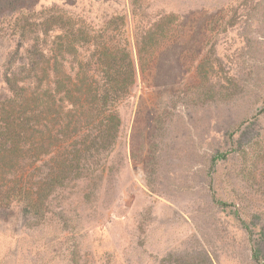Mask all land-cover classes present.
I'll return each mask as SVG.
<instances>
[{"label": "rangeland", "instance_id": "1", "mask_svg": "<svg viewBox=\"0 0 264 264\" xmlns=\"http://www.w3.org/2000/svg\"><path fill=\"white\" fill-rule=\"evenodd\" d=\"M14 1L34 7L0 10V264H264V0ZM62 11L92 30L81 65L104 40L133 64L98 155V122L3 83L10 57L64 42Z\"/></svg>", "mask_w": 264, "mask_h": 264}, {"label": "trees", "instance_id": "2", "mask_svg": "<svg viewBox=\"0 0 264 264\" xmlns=\"http://www.w3.org/2000/svg\"><path fill=\"white\" fill-rule=\"evenodd\" d=\"M14 2V0H0V10L13 5L7 11L10 15H15L32 11L34 7V4H20L22 2L13 4ZM62 12L63 15L58 20L57 28L64 36L55 38L56 40L65 38L64 42L60 44L56 41H52L50 44L45 42L37 49L32 45L30 48L24 49L25 56L17 63L10 57L3 72V83L12 95V99H15L27 96L28 91L31 90L29 83L34 80L38 84V88L45 89L44 93L48 98L46 108L47 104H51L52 101L60 100L65 104L61 110H65L66 114L78 109L79 116L84 119L87 126L98 122L94 129V136L89 141L91 146L86 147L87 150L98 155L99 152L107 149L118 131L120 120L114 105L128 93V88L132 84L133 64L125 44L113 46L104 40L100 44H95V53L88 59H93L92 62L87 60V63H83L85 66L81 65L82 59L78 48H83L90 43L88 35H91L92 30L89 29L90 31L87 32L78 30L71 12ZM44 25L43 34L47 36L50 26L47 21ZM65 48H73V54ZM113 48H119L116 55H114ZM67 55L73 56L74 65L80 66L78 68L76 66L66 67L65 64L68 61L65 58ZM109 63L114 65L112 70L106 66ZM38 64H42L43 74L46 77L43 82L36 79ZM123 75H127V80L119 81V77ZM128 79L130 80L128 81ZM60 94L62 97L59 96ZM13 123L18 124L15 121ZM3 127L0 126V134L1 132L5 134ZM8 149H4L3 152L7 153L11 150ZM216 157L224 158L225 155L220 154ZM214 159L216 158L214 157ZM263 251L264 243L253 250L254 259L258 260L259 253Z\"/></svg>", "mask_w": 264, "mask_h": 264}]
</instances>
